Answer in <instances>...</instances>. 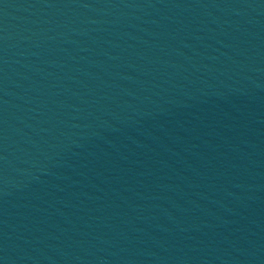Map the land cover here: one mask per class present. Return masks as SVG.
<instances>
[{
    "label": "water",
    "instance_id": "water-1",
    "mask_svg": "<svg viewBox=\"0 0 264 264\" xmlns=\"http://www.w3.org/2000/svg\"><path fill=\"white\" fill-rule=\"evenodd\" d=\"M0 264H264V0H0Z\"/></svg>",
    "mask_w": 264,
    "mask_h": 264
}]
</instances>
